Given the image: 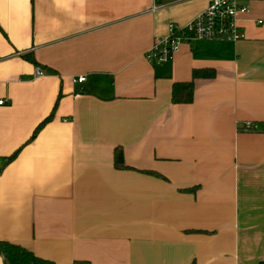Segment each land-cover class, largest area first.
I'll list each match as a JSON object with an SVG mask.
<instances>
[{"label":"crops","instance_id":"1","mask_svg":"<svg viewBox=\"0 0 264 264\" xmlns=\"http://www.w3.org/2000/svg\"><path fill=\"white\" fill-rule=\"evenodd\" d=\"M210 1L0 0V241L54 264L264 261V0H242L244 39L145 58Z\"/></svg>","mask_w":264,"mask_h":264},{"label":"built area","instance_id":"2","mask_svg":"<svg viewBox=\"0 0 264 264\" xmlns=\"http://www.w3.org/2000/svg\"><path fill=\"white\" fill-rule=\"evenodd\" d=\"M156 9L154 6L153 10ZM249 12V7L242 0H211L209 5L198 13L187 24L180 26L176 23L168 25L164 36L155 38L152 47L145 53L149 62L166 63L170 61L183 43L198 40H227L236 42L246 36L240 31L239 15ZM35 77L45 75L41 67H35ZM85 76H79L74 82H83ZM0 100V105L4 104ZM252 122H246L243 129L254 128Z\"/></svg>","mask_w":264,"mask_h":264},{"label":"trees","instance_id":"3","mask_svg":"<svg viewBox=\"0 0 264 264\" xmlns=\"http://www.w3.org/2000/svg\"><path fill=\"white\" fill-rule=\"evenodd\" d=\"M215 76V71L212 69L202 68L196 69L193 71V75L191 79L176 81L172 84L171 89V100L173 103L181 104V103H191L193 101L194 96V86L195 79H210ZM51 113L47 118H45L35 129L32 138L36 136L38 131L52 118ZM16 156V153L7 157V161H11ZM115 167L117 169L122 170H136L125 163L122 149L118 148L115 151ZM140 172L149 173L155 175L156 177H160L162 179H166L164 175L157 171L153 170H139ZM184 191L187 192H196L195 187L184 188ZM0 248L3 253V264H54L53 261L41 258L37 256L32 251L26 249L24 246L10 243L7 241H0ZM259 264H264V261Z\"/></svg>","mask_w":264,"mask_h":264},{"label":"water","instance_id":"4","mask_svg":"<svg viewBox=\"0 0 264 264\" xmlns=\"http://www.w3.org/2000/svg\"><path fill=\"white\" fill-rule=\"evenodd\" d=\"M2 259H3V253H2V250H1V248H0V264H3V263H2Z\"/></svg>","mask_w":264,"mask_h":264}]
</instances>
